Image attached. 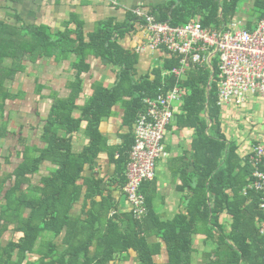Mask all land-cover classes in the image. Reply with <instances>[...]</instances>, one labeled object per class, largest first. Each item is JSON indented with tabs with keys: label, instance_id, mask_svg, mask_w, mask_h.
<instances>
[{
	"label": "crops",
	"instance_id": "crops-1",
	"mask_svg": "<svg viewBox=\"0 0 264 264\" xmlns=\"http://www.w3.org/2000/svg\"><path fill=\"white\" fill-rule=\"evenodd\" d=\"M114 1L116 5L103 0H0L1 25H8L13 33H21V36L29 35L28 43L33 36L39 35L40 38H48L51 44L49 48L28 53L26 58L17 61L12 56H4L1 60L3 66L15 67L16 72L4 84L9 97L0 114V211L8 206L7 197L13 191L16 192L13 197L16 207H13L17 213V222L0 239L2 246L23 238V233L18 230L22 219L30 220L37 214L38 200L44 199L43 184L59 170L53 161L41 160L44 151L52 146L55 138H59L70 140L73 156L84 152L91 144L84 114L94 99H105L98 111L101 120L97 126L95 161L91 166L84 167L77 182L80 196L71 206L70 197L59 206L60 216L67 218L69 225L58 236L46 227L35 244L34 252L27 256L28 264H40L43 260L46 264L54 261H57L54 264H61L58 260H62V255L66 261L69 259L67 250L70 244L83 252L81 246L90 239L91 249L87 254L95 259L96 236L98 239L103 237L113 219L117 222L116 218H120L121 228H126L124 221L133 218V209L124 189L136 119L144 109L142 98L145 93L140 94L141 108L136 115L134 105L139 93L135 87L146 79L155 80L160 72L163 79L164 67L173 56L165 51L149 50L146 47L148 33L138 23L131 28V19H137L136 12L152 15L172 0ZM245 1L247 3L239 0L237 14L228 25L237 22L244 29L254 31L264 14V10L257 9L256 5L264 3V0ZM197 19L202 21V17L196 16L191 22ZM111 23L115 28L123 29L124 34L117 41L122 51L133 53L137 58L131 79L125 80L122 76L121 64L102 54V50L92 48L93 39L102 36ZM162 87L163 83L157 94ZM183 89L186 97L190 92ZM185 97L176 106L175 120L166 132L164 152L157 162V177L154 182L143 186L149 210L147 219L143 220L144 235L148 244L160 247L159 254L155 256L157 264H170L168 248L159 228L176 223L180 218H186L195 227L191 238V264L218 260L214 253L218 251L221 233L210 223L204 224L200 217L198 226L193 222L196 196L202 186L199 183L200 169L202 162L206 164L208 158L207 148H203V143L199 144L200 122H208V136L223 138L222 142L235 150L239 158L235 173L238 180L244 182L242 195L249 199L255 195L245 196L252 175L248 156L254 145L264 141V115L260 116L264 98L251 95L243 104L220 106L218 97L220 128L214 132V122L208 109L197 119L187 116ZM60 105L64 107L61 121L54 115ZM256 107H260L258 120L254 114ZM66 114L70 115L72 123L66 120ZM52 118L61 125L57 123L56 129L49 135L47 127ZM25 166H28V173L19 177ZM94 181L95 195L90 190ZM227 194L232 201L233 190L230 189ZM91 212H94L95 222L91 219V228L83 231ZM40 221L44 227L45 221L38 217L37 223ZM260 221L257 219V229ZM233 225L230 215L225 213L220 217V227L227 236L231 234ZM210 231H213L214 239L210 238ZM52 245L56 250L51 252ZM226 254L224 252L222 257L224 262ZM111 264H139L138 253L133 249L119 252Z\"/></svg>",
	"mask_w": 264,
	"mask_h": 264
},
{
	"label": "trees",
	"instance_id": "trees-1",
	"mask_svg": "<svg viewBox=\"0 0 264 264\" xmlns=\"http://www.w3.org/2000/svg\"><path fill=\"white\" fill-rule=\"evenodd\" d=\"M238 2L239 0H172L169 5L159 7L151 16L157 22L167 23L176 28L187 26L196 16H200L205 29L220 31L236 16ZM256 7L259 10H264V3L261 2ZM262 18H264V14H262ZM137 23L141 24L142 22L132 17L131 28ZM107 26V31L102 36L93 39L92 48L102 50V54L109 55L114 62L121 64L123 66L122 76L125 80L131 79L137 58L133 53L122 51L118 45V39L124 34L123 29L115 28L112 23ZM11 30L12 28L8 25L0 24V114L9 97L4 84L16 72L15 67L3 66L2 58L12 56L17 61L20 58H26L28 53H36V50H44L51 45L47 40L48 38H40L39 35L33 36L28 43L27 37L29 35L21 36V33H13ZM77 33L80 34L79 31ZM169 61L170 63L164 67L165 70H171L179 64V59L176 56H173ZM161 73L155 76V80L146 79L135 87L139 93L136 105H134L136 115L141 108L142 95L140 94L142 92L150 95L157 94L163 83ZM213 75L214 78L211 82ZM173 80L170 81L171 86L177 82L175 79ZM209 85L210 91H208ZM218 85L219 59L217 57L213 59L212 68L205 66L200 67L199 70H192L181 81V86L190 92L184 99V110L187 116L191 115L197 119L200 113L208 109L210 118L214 122V132L220 128L219 107L217 105ZM103 100L94 99L91 106L86 109L87 111L85 110L84 118L88 121L87 135L91 139V144L84 152L78 156H73L70 152V140L59 138H55L52 146L44 151L41 160L53 161L59 170L52 178L44 182L42 191L44 199L38 200L37 214L30 220L22 219V225L18 230L23 233V238L19 242H10L6 246L0 244V264H28L26 263L27 256L34 252L35 244L46 227L55 236H58L69 225V220L60 216L59 206L68 197L71 198L70 206L77 201L81 193L77 185L80 175L84 167L91 166L95 161L98 147L97 126L101 120L98 111H100L101 103L104 104ZM63 109V105H60L54 111V115L60 121ZM66 120L72 123L69 114H66ZM57 123L60 122L55 118L49 121L47 127L49 135L56 129ZM207 128V121L200 122L199 144L203 143V148H207L208 158L206 164L204 161L202 162L203 166L200 169L199 183L202 186L198 190V196H196V217L193 218V222L198 226V218L200 217L204 224L210 223L221 235L218 251L214 253L218 260L213 263L207 261L206 264H264V237L256 228L257 219H262V214L258 208V196L253 195L249 199L242 195L244 182L239 181L235 173L239 161L235 150L229 149L226 142H222L221 139L223 138H216L215 135L208 136ZM60 151L63 153H59ZM38 165L39 161L36 162V170ZM27 173L28 166H25L19 173V177H23ZM230 189L234 192L232 201L231 196L227 194ZM90 190L95 195V181L91 182ZM15 194L16 192L13 191L9 193L7 197L8 206L0 211V239L4 233L10 230L11 225L17 222L15 217L17 213L13 207V205L16 207V203L13 201ZM208 195L210 196L208 197ZM225 213L232 217L234 224L232 232L228 236L220 227V217ZM38 217L45 221L44 227L41 226V221L37 223ZM91 219L95 222L94 212H91L89 223L82 228L83 231L91 228L89 226ZM116 221L115 219L111 220L109 230L103 237L98 239L96 236L95 259H91L90 254H87L91 249L90 239L81 246L83 252L70 244L67 250L69 259L66 261L62 255V260H58V262L61 264H111L115 262V255L119 252L125 253L133 249L138 253L139 264H157L155 256L159 254L160 247L155 248V246L148 244L146 235H144L145 221L139 222L135 221L134 218L128 219V222L124 221L127 224L126 228H121L122 220L120 218H116ZM187 222L189 221L186 218H180L176 223L161 225L159 228L160 235L168 248L170 264H191V238L192 232H195V227L191 222ZM177 225H180L179 231ZM85 235L88 236V234ZM212 235L213 231H210V238L214 239ZM54 250L56 247L52 245L51 252ZM224 252L227 253L226 262L222 261ZM54 263L57 261L50 264ZM40 264H46L45 260Z\"/></svg>",
	"mask_w": 264,
	"mask_h": 264
},
{
	"label": "built area",
	"instance_id": "built-area-1",
	"mask_svg": "<svg viewBox=\"0 0 264 264\" xmlns=\"http://www.w3.org/2000/svg\"><path fill=\"white\" fill-rule=\"evenodd\" d=\"M103 1L116 5L114 0ZM135 17L148 33L149 50L165 51L179 59L177 66L164 71L163 87L156 96L143 93L144 109L136 119L124 191L133 209L132 217L140 222L149 215L143 186L157 177V162L164 152L166 132L175 120L176 106L186 95L181 81L188 72L212 67L217 57L220 106L243 104L251 95L264 98V18L255 31L244 29L237 22L220 31H210L200 19L176 28L141 12H136ZM173 79L177 82L170 86ZM248 161L252 175L245 196H258L262 214L258 230L264 236V141L253 146Z\"/></svg>",
	"mask_w": 264,
	"mask_h": 264
},
{
	"label": "rangeland",
	"instance_id": "rangeland-1",
	"mask_svg": "<svg viewBox=\"0 0 264 264\" xmlns=\"http://www.w3.org/2000/svg\"><path fill=\"white\" fill-rule=\"evenodd\" d=\"M243 2H245V3H247V1H245V0H243ZM251 16V15H250ZM252 17V16H251ZM255 31V30H254ZM255 111H254V114L256 115V117H255V119L256 120H258L259 118V115H258V111L260 110V107H256L255 109H254ZM261 115H264V106H263V112H261L260 113V116Z\"/></svg>",
	"mask_w": 264,
	"mask_h": 264
},
{
	"label": "water",
	"instance_id": "water-1",
	"mask_svg": "<svg viewBox=\"0 0 264 264\" xmlns=\"http://www.w3.org/2000/svg\"><path fill=\"white\" fill-rule=\"evenodd\" d=\"M214 77V76H213Z\"/></svg>",
	"mask_w": 264,
	"mask_h": 264
}]
</instances>
